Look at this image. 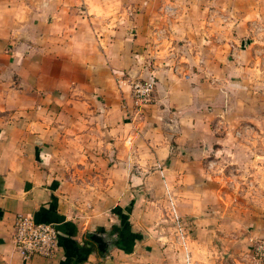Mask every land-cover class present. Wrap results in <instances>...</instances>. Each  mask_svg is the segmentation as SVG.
<instances>
[{
    "label": "crops",
    "instance_id": "1",
    "mask_svg": "<svg viewBox=\"0 0 264 264\" xmlns=\"http://www.w3.org/2000/svg\"><path fill=\"white\" fill-rule=\"evenodd\" d=\"M118 2L0 0V264H203L195 259L202 239L216 247L224 239L197 206L183 213L188 234L175 235L166 186L196 175L188 168L214 149L198 131L209 123L187 110L199 107L198 87L217 82L219 50L244 53L253 62L244 70L264 64V0H250L257 8L244 27L228 23L225 40L212 32L203 51L193 31L166 29V60L138 44L133 1ZM125 77L156 80L155 101L139 114L124 107ZM19 213L57 225L54 257L23 259L12 240ZM256 213L250 232L264 236V207Z\"/></svg>",
    "mask_w": 264,
    "mask_h": 264
},
{
    "label": "rangeland",
    "instance_id": "2",
    "mask_svg": "<svg viewBox=\"0 0 264 264\" xmlns=\"http://www.w3.org/2000/svg\"><path fill=\"white\" fill-rule=\"evenodd\" d=\"M118 1V5L133 1L135 12L139 14L135 27L143 33L138 44L144 49L156 46L162 50L159 60H166V29L184 35L193 31L192 44L203 51V47L210 46L206 39L212 32H220L225 40V29L234 27L233 24L227 26L228 23L233 21L241 29L245 25L242 20L252 12L250 9L257 8L250 6V0ZM107 2L114 4L115 0ZM258 8L264 13V6ZM173 22L181 23L173 27ZM241 53L219 50L217 82L198 87L199 107L187 110L193 119H206L209 123L198 131L204 132L205 137L211 135L208 141L214 149L202 164L188 168L189 174L196 175L169 177V186H166L169 189L166 225L173 228L175 235L185 237L188 234L181 232L188 230L187 220L191 217L183 213L192 212L194 206L199 214H209L206 218L211 220L210 227L223 229L219 231L224 233V239L218 238L217 247L211 238L202 239L195 259L203 264L204 260L206 264H264L262 248L258 249L264 236L250 232L255 227L256 212L264 207V64L258 62L256 67H251L253 69L244 70L250 60ZM200 56L203 59L201 72L210 77V53L202 52ZM233 60L234 69L228 66ZM247 220L251 222L248 227Z\"/></svg>",
    "mask_w": 264,
    "mask_h": 264
},
{
    "label": "built area",
    "instance_id": "3",
    "mask_svg": "<svg viewBox=\"0 0 264 264\" xmlns=\"http://www.w3.org/2000/svg\"><path fill=\"white\" fill-rule=\"evenodd\" d=\"M124 80V79H123ZM129 85V100L124 99V107L129 114V106L136 114L155 101L156 80L153 77H125ZM60 230L53 222L36 221L32 216L19 213L15 217L12 240L18 252L26 261L36 256L52 258L59 247ZM264 259V241L258 244Z\"/></svg>",
    "mask_w": 264,
    "mask_h": 264
},
{
    "label": "water",
    "instance_id": "4",
    "mask_svg": "<svg viewBox=\"0 0 264 264\" xmlns=\"http://www.w3.org/2000/svg\"><path fill=\"white\" fill-rule=\"evenodd\" d=\"M92 239L98 243L100 249H105L109 246V243L100 235H93Z\"/></svg>",
    "mask_w": 264,
    "mask_h": 264
}]
</instances>
